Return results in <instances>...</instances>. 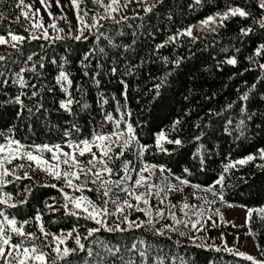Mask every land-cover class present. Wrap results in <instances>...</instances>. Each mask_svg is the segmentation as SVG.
<instances>
[{
  "label": "snow or ice",
  "instance_id": "snow-or-ice-1",
  "mask_svg": "<svg viewBox=\"0 0 264 264\" xmlns=\"http://www.w3.org/2000/svg\"><path fill=\"white\" fill-rule=\"evenodd\" d=\"M163 2L164 0H92L97 7L89 9L85 0H70L77 21V26L73 29L66 15L57 17L49 10L51 4L48 0H39L51 20L47 25L40 8H34L33 5L25 3V0H17L15 6L20 9V13L11 23L20 24V18L23 17L27 26H20L27 35L17 32L11 24L0 32V48L3 49L0 51V96L6 97L0 99V106H18L15 120L28 121L31 130L32 118L41 109L48 111L42 103L44 93L52 92L58 87L63 94V99L59 100V109L75 117L77 113L74 111V105L80 106L81 109L89 107L87 103L82 102L84 88L81 84L74 83L73 74L68 67V57L62 56L58 60L55 54L49 56V50L57 42L72 40L84 43L91 40V46L83 53L78 64L83 75L88 77L92 62H96L91 79L99 88L101 81L98 77L104 73L105 60L111 62L107 74L116 76L121 70L106 47L118 52L122 50L120 55L131 52L137 43L138 35H142L138 30L143 24L136 25L131 32V43H118L116 37L125 35V27L133 29V24L129 21H143ZM212 2L213 0H191L188 7L202 8L205 3ZM55 3L62 8L60 0H55ZM255 6L259 9L258 16L251 11L249 0H244V6L224 0L223 8L199 21V26L210 33L218 34V29L226 27L229 20L239 17L251 21L247 27L240 28L242 38L257 34L258 31L264 32V0H255ZM167 18L172 19V16L169 14ZM6 19L8 17L0 12V22ZM59 20L68 24L67 31L59 26ZM195 27L197 26L190 25L177 30L167 41L157 45V49L164 47L166 43L175 42L182 36H187L195 42L199 39L193 34ZM49 29L52 30L51 33ZM34 41L48 43H39V50L29 48L26 52L25 46ZM103 41L107 42L106 46L102 44ZM69 47L65 45V51H68ZM222 51L227 53L229 49L226 47ZM240 51V48H235V53ZM257 58L264 59V42L259 43L253 54L246 57L251 64L264 72V63ZM164 59L167 60L166 57ZM175 63L178 65L179 61ZM219 63L235 67L239 61L233 54L226 56ZM49 65L56 69L54 85L46 83ZM135 67L137 66L128 64L123 75H132ZM250 70L252 69H245ZM262 79L264 76L241 93L239 101H248L250 94ZM120 83L124 86L121 95L126 106L128 85L123 79ZM165 83L166 78L153 85L156 97L160 95V89ZM245 84L247 85L246 81ZM9 87L17 89L15 95L9 96ZM73 88L76 93L81 94V98L73 94ZM25 100L34 103L29 104ZM112 100L116 101L115 96ZM108 103V98L100 92L99 104L103 120L93 125L87 136L82 135V129L74 121L68 122L69 126L63 130L60 142L56 143H36L34 140L26 142L27 137L23 140L17 138L16 123L6 129H0V264H177V261L179 264H193L182 256L165 252V246L159 241H148L143 235L133 236L130 244H112L97 234L102 231L123 234L143 229L153 237L172 240V234H176L186 237L198 248L205 247L204 243H195L197 239L203 240V237L196 236L193 232L207 231L205 225L208 221H212V226L215 227L217 222L213 219L214 216L224 220L220 208L215 207L218 202L233 207L227 203L224 195L225 188L231 186L226 184L227 174L237 166L252 164L257 160L264 161L262 147L257 149L256 153L226 164L214 184L202 186L192 183L188 178L193 175L191 169L185 167L184 175H176L166 165L151 163L146 158L153 147L159 153L169 155L184 147L185 142L179 135H172L180 130L178 126L182 121L179 118L173 121L170 130H160L155 135L154 145L144 144L139 139L137 127L126 119L131 116V112L125 111L119 101H116V111L121 113L117 118L104 110ZM235 103L236 101L229 103L227 109H231ZM240 115L242 118L235 127H230L233 120L228 119L226 124L229 127L225 128L229 135L236 133V140L246 138L247 122L253 119L245 104L241 105ZM105 123H111V130H105ZM203 135L201 131L200 135L193 138L194 141H200ZM166 145H174L175 148L169 149ZM202 150L203 145L198 144L196 151L192 153V156L199 160L201 170L204 169L206 159ZM127 153H132L135 160L128 159ZM256 167L264 169V163L256 164ZM23 181L30 183L24 184L22 189L17 187L15 195L6 190L8 186L15 187ZM36 186L54 189L59 196L50 197L51 203L45 200L44 208H37L33 216L18 218L10 210L27 204ZM185 188L196 190L191 196L199 203H189L188 197L172 201L171 195L182 193ZM198 192L204 195H198ZM253 211L247 210L248 220L251 219ZM256 211L264 214V208ZM59 212L63 213L62 218L45 219L46 216H54ZM133 213H141L144 218L137 216L132 219ZM205 216L207 219H204ZM261 218L264 219V215H261ZM61 219L71 221V226L53 231L52 226L60 223ZM81 220L85 223L81 224ZM162 220L170 223L156 227ZM89 222L95 226H88ZM69 241H72L71 245ZM173 243L178 245L181 242L175 240ZM216 251L221 249L217 247ZM227 251L251 261L252 264H264V260H258L245 252L231 248ZM81 253H86V256H81ZM77 257L79 259H76Z\"/></svg>",
  "mask_w": 264,
  "mask_h": 264
},
{
  "label": "trees",
  "instance_id": "trees-1",
  "mask_svg": "<svg viewBox=\"0 0 264 264\" xmlns=\"http://www.w3.org/2000/svg\"><path fill=\"white\" fill-rule=\"evenodd\" d=\"M16 2L17 0H0V12L8 17L0 22V32L11 24V27L15 28L17 32L27 35L20 26V24L27 26L23 17L20 18V24L11 23L20 13V9L15 6ZM48 2L51 4L49 10L55 16L66 15L63 9L56 5L55 0H48ZM230 2L244 6V0H230ZM190 3L191 0H164L163 4L158 5L155 12L145 17L143 21H129L133 24V29L125 27L123 29L125 35L116 37L117 42L131 43V32L136 25L141 23L143 27L138 31L142 35H138L137 43L129 53L120 55L119 52L122 50L118 52V50L106 47L110 55L114 56L121 70L116 76L107 74L111 62L105 60L103 62L104 73L98 77L101 81L99 88L91 79V72L96 68V62H92V69L89 70L90 76L88 77L83 75L78 64L83 53L91 46V40L84 43L72 40L57 42L49 50V56L55 54L58 60L62 56L68 57L70 61L68 67L73 74L74 83L83 86L82 102L87 103L89 107L81 109L80 106L74 105V111L77 113L75 117L59 109V100L63 99V94L57 87L52 92L44 93L42 103L48 111L45 112L44 109H41L32 118L31 130L28 127V121L15 120L18 106L13 105L0 106V129H6L16 123L18 125L17 138L23 140L27 137L26 142L34 140L36 143H56L60 142L63 130L69 126L68 122L74 121L82 129V135L87 136L90 134L92 126L103 120L99 104V93L103 92L109 100V103L104 106L105 111L111 112L119 118L121 113L116 111V101H119L125 111L131 112V116L126 119L132 122L134 127H137L141 143L154 145L155 135L160 130H170L173 121L179 118L182 121L178 126L180 130L172 135H179L185 142L184 147L170 155L159 153L153 147L146 158L151 163L166 165L176 175H184L185 167L191 169L193 175L188 178L192 183L202 186L214 184L226 164L248 154L256 153L257 149L264 147V79L257 84L248 101H239V95L256 83L258 78L264 76V72H261L258 67L246 59L253 54L259 43L264 42V32L258 31L257 34L242 38L240 28L247 27L251 21L236 17L229 20L226 27L218 29V34L210 33L199 26V21L223 8L224 0H213L212 3H205L202 8L193 9H189ZM249 4L253 14L258 16L259 9L255 6V0H249ZM169 14L172 19L167 18ZM141 15L143 16V12ZM67 20L74 29L72 21L68 17ZM58 24L67 31L68 24L65 21L59 20ZM190 25L197 26L193 29V34L199 37L195 42L187 36H182L175 42L166 43L164 47L157 49V45L167 41L168 37L175 34L177 30ZM39 43L47 44L48 42L34 41L31 45L25 46V51L27 52L29 48L39 50ZM102 44L106 46L107 42L103 41ZM65 45L70 46L68 51H65ZM226 47L229 49L227 53L222 51ZM235 48H240L241 51L235 53ZM0 51L3 49L0 48ZM233 54L239 61L235 67L219 63L226 56ZM165 57L167 60L164 59ZM176 61H179L178 65L175 63ZM260 62L264 63V59H260ZM128 64L137 67L133 70L132 75H123ZM249 68L252 70L245 71ZM55 74V67L49 65L46 83L54 85ZM164 78H166V83L161 87L160 95L156 97L153 85L160 83ZM121 79L128 85L126 106L124 97L121 95L124 91V86L120 83ZM16 91L15 87L7 89L9 96L15 95ZM73 94L77 98H81V94L76 93L75 88H73ZM113 96L116 101L112 100ZM5 98L0 96V99ZM233 101H236L234 106L227 109V105ZM25 102L34 103V101L28 100ZM242 104L246 105L247 111L253 115V119L247 122L246 138L236 140V133L229 135L225 131V128L229 127L226 122L228 119H232L233 125L230 127H235V124L242 118L240 115ZM215 113L221 114L216 115ZM104 128L111 130V123H105ZM201 131L204 133L201 140L194 141L193 138L200 135ZM198 144L203 145L202 151L206 158L203 170L200 169L199 160L192 156ZM166 147L175 148L174 145H166ZM126 156L128 159L134 158L132 153H127ZM260 163H264V161L257 160L255 163L237 166L230 170L227 174L226 184L231 186L225 188L224 195L227 203L254 210L251 219H247V225L255 239L258 251V255L253 257L264 260V255H262L264 252V219L261 218V215L264 214L256 211L264 208V169L256 167V164ZM40 175L42 176V174ZM28 183L30 182L23 181L15 187L8 186L6 190L15 195L17 187L22 189L23 185ZM52 196L58 197L59 193L51 188L36 186L33 188L27 204L10 211L20 219L31 217L37 208L43 209V202ZM49 202L51 203V200ZM62 217L63 213L59 212L54 216L48 215L45 219ZM80 223L84 224L85 222L81 220ZM70 226L71 221L61 219L60 223L52 226V230L67 229ZM88 226L95 225L89 222ZM182 230L188 231V229ZM81 231L83 232L84 229ZM97 235L112 244H130L133 236L143 235L148 241H159L165 246V252L182 256L191 260L193 264H252L251 261L227 251L228 248L234 251L237 249L227 246L224 242H219L214 228L210 226L207 227V234L203 240L197 239L195 242L197 244L204 243L205 247L202 248L196 247L186 237L172 234L173 239L167 240L153 237L143 229L123 234H110L102 231ZM175 240H179L181 243L174 245L173 241ZM69 244L71 245L72 241H69ZM217 247L221 251H216ZM80 255L86 256V253ZM177 264H179L178 261Z\"/></svg>",
  "mask_w": 264,
  "mask_h": 264
},
{
  "label": "rangeland",
  "instance_id": "rangeland-1",
  "mask_svg": "<svg viewBox=\"0 0 264 264\" xmlns=\"http://www.w3.org/2000/svg\"><path fill=\"white\" fill-rule=\"evenodd\" d=\"M27 4L33 5L34 8H40L41 9V15L43 16L45 25L51 23V20L47 14V12L44 10V8L40 5L39 0H25ZM86 7L89 9H95L97 6L92 3V0H85ZM60 5L62 6V9L64 13L67 15V17L72 21L74 25V29L77 26V21L75 18L74 9L72 8L70 4V0H60ZM100 11H103L100 9ZM49 32L51 33L52 30L49 29ZM135 160V156L133 158ZM167 175V174H166ZM196 191L192 188H185L182 193H173L171 195V199L173 202H176L178 200H181L184 197H188L189 203H199L197 200L192 198L191 193ZM198 195H204L202 192H198ZM211 198V197H209ZM231 204V203H229ZM233 207H227V204H221L217 203L215 207L220 208L221 213L223 214L224 220L221 221L219 216H214L213 219L217 222L216 226H212V221H208L205 227L208 226L213 227L216 236L219 242H224L227 246L236 248L237 250L241 252H245L251 256H257V246L255 239L252 234H248L251 232L247 225V208H244L242 206H238L235 204H232ZM205 207H207L205 205ZM137 216H140L141 219H143V215L141 213H133L132 219H135ZM204 219H207V216H205ZM163 223H170V221L162 220L159 224L156 226L159 228L161 224ZM194 235L199 237H205L207 234V231L205 232H199L195 233Z\"/></svg>",
  "mask_w": 264,
  "mask_h": 264
}]
</instances>
